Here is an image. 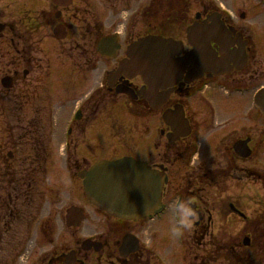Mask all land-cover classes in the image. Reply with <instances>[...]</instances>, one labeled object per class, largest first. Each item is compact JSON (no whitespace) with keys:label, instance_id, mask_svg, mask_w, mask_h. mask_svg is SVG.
I'll use <instances>...</instances> for the list:
<instances>
[{"label":"rangeland","instance_id":"obj_1","mask_svg":"<svg viewBox=\"0 0 264 264\" xmlns=\"http://www.w3.org/2000/svg\"><path fill=\"white\" fill-rule=\"evenodd\" d=\"M188 1L189 2L187 3H189L190 8L188 11H184V13H188V22L192 21L195 11L199 12L201 9L205 8L211 9V4L215 2V0ZM219 1H222L219 2L222 4V7L231 11L233 10L232 14L234 16L233 21L235 28L240 30L244 37L249 41L251 46L250 56L254 58V60H250V63L253 61L251 65L253 66V71L244 70L242 76L228 75L225 77L214 78L211 81L212 90L208 89L210 91L207 90V94H200L199 97L210 96L207 101L210 105H213V111L218 122L229 120L230 124H232L238 121L241 125H244L243 129H238V132L242 130L244 135L249 134V136H253L257 133L260 134V128H255L254 120L257 121L256 126L264 124V122H258L259 120L264 121V118L262 116V118L259 117L257 112L253 111L250 107V96L252 95V92L257 87L264 86L263 1L245 0L246 7L243 18H241V12L234 13V7H237L240 4V0H236L239 3L238 5L234 4L233 6L231 0ZM150 2L151 0H74L68 8L58 9L51 5L50 0H47L45 3L42 0H0V23L8 24L11 28H14L16 30L13 34L14 37L17 36L18 31L22 33L23 30H26L23 28L25 25L29 27H37L36 30L31 33V40L40 42V45L38 46L40 48L38 49V51L40 50V53L38 52L36 56L38 58H40V56L47 58V61L43 58V60L47 62V65L51 62L50 75L48 74L49 68L46 65V76L49 75L50 77L47 76L45 78V72L43 70H38L34 77H30L28 80L32 81V88L36 87V103L33 101L31 107L33 108L34 105H36L35 107H42L46 104L47 110L51 111V116L53 115L50 124L47 122L44 125L46 126V132H49L50 134L49 138L53 140L50 142V147L55 154L52 156V165L48 164L47 166V185H44L41 188L44 190V197H47V205L43 207V215L51 212L45 220L50 227L49 229L54 227L51 235L53 234V231L54 234L51 238V242L48 239H42L40 236L35 239L30 238L27 243L28 247L26 252L20 257V261H16L15 263L12 262V264H28L34 261V258H37L40 254L46 251L51 252L52 255L65 252V249L68 250L75 245V241L76 243L78 241L79 245V243L88 237V234L92 235L94 232L107 231L105 227L98 224L99 220L102 223V221L104 222L108 218L105 217V215L97 213V210L89 205L85 196H83L84 194L80 186V180L75 177L74 182L71 181L69 174L70 170L73 169L72 166H69V171L67 173L69 179L67 178L65 159L57 153L59 152V146L61 148L60 152H62L64 133L70 122L69 116L76 109L75 105L81 103L85 98L86 100H84V103L86 104L87 99L89 98L88 95L92 94L97 89L101 88L104 91L105 87L101 86L105 85V72L114 68L117 61L124 57L122 46L121 52L118 53L116 59L112 62L97 57L95 64L92 61L89 63L90 66H93L94 64L95 69L92 71H89L90 68L88 69L85 67L86 64L83 65L85 61L84 55L80 54L79 51H82L81 47L83 46V39L92 29V22L100 24L103 36L112 34L114 31L121 32L123 34V44L125 46L130 39L132 40L133 37L146 32V28L138 21V14L139 10ZM154 3H158L155 7L162 5L161 9L164 10V14L162 12L159 13V16L162 15V17L173 16V12H177L179 7L183 9L186 8L185 4L181 2L176 5L173 2H168V0H155ZM130 7L133 17L131 20L129 19L130 13L128 12ZM44 8L45 10H43ZM41 10L44 12L43 18L45 25L38 27V24L36 23H39V15L37 13H30L39 12ZM59 11L61 16L56 20L55 14ZM59 22L65 23V26L70 33V37L67 41L60 42L55 40L52 36V29L55 24ZM127 22H129L130 25L126 24ZM90 24L91 27H89ZM165 34L173 35V37L175 36L174 39L185 40L184 30H179L177 25H175L174 28L168 26ZM5 37L9 38L7 35H5ZM15 41H17L16 38ZM2 50L5 51L6 55L2 58L3 67L0 66V73L7 71L8 69L6 67H12L10 64H13L12 59H14L12 54L6 51V48H3ZM70 57L75 58V60L83 66L82 69H79L81 71L75 69L73 71H71V69L68 71L69 66L71 67V65H69L71 63L69 61ZM37 66L40 69V65L37 64ZM227 83L232 86L229 87L231 90L240 87L246 90L226 97L223 91L220 93V90H217L216 88H218V86L221 87V84L226 85ZM41 85L45 86L46 92L41 90ZM49 89H51V92ZM29 93L31 94L32 92L29 91ZM192 97L194 99L188 100L189 105H187L186 109L188 114L203 127L202 137H200L198 141V143H202L206 134L210 132V130L216 128V126L213 125L210 128V126L206 125L207 123L203 114L201 115L198 112L204 108V104L197 99L196 95ZM171 98L176 100L177 98H180L184 100L182 96L177 98L176 96H172ZM115 101L116 103L113 106L112 114L110 113L106 116H99L97 120L93 121L85 129L84 143L77 144L78 146H76L75 149L76 154L87 159H92L95 156L98 160L104 159V157L115 158L124 155H130L136 159L145 160L151 153L150 151L158 139L157 129L160 122L158 121L160 120L158 113L148 112L146 117L140 116V118H136L128 113L125 99L119 97ZM132 111H134V109H132ZM134 112H136V110ZM106 113L107 111L105 110L104 114ZM90 114L92 116V113L87 114L85 110L83 111V116L86 120L89 119L88 116ZM140 114L141 113H139V115ZM85 123L86 121L84 123L81 121L72 126V134H74L75 137L74 141L77 142L78 140H83L80 136ZM232 135L235 136L236 132L232 133ZM0 137H3L2 133H0ZM215 137L216 136L213 135L210 136L206 141V146L212 145ZM158 141L161 146H164V141ZM225 142L226 139L223 140V143ZM86 144L90 151H92V147L97 146L99 150H95L92 153L85 147ZM203 150L204 149L200 147V153L197 157L195 156L192 159L194 161V167L200 170L206 169L208 162L206 160L210 157H203L202 159L201 151ZM0 152L3 151L0 150ZM211 153H213V151H211ZM214 157L216 156L214 155ZM253 161V159H249L244 163L239 162V166L240 168L252 167L253 169L262 167L264 169V149L259 153L257 163L255 164ZM70 162H72V160L68 163ZM214 184H216V186H213L214 188L212 189H208L205 193L208 194L207 199L209 202L221 205V210L232 200H239V196L242 194L241 191L244 190L247 195L243 207L245 208L246 214L253 217L257 214H264V206H255L256 202L264 200V191L261 189V185L254 179L237 181L232 180L231 178L223 183L221 181L218 186L217 183ZM176 185L177 183L173 181L170 187L174 188ZM52 192L57 194L54 199L50 197ZM246 201H250V203ZM69 205L83 208L86 215L85 217H88L87 219H91V217L96 218L98 219V223L95 220H90L84 222L82 227L77 231L66 229L64 222H60L59 218H64L65 210ZM214 220L215 227L220 228V222H217V219ZM150 226L151 228L147 229V235L150 240H154L151 245L157 248L161 255L162 263L183 264L181 254L176 255L171 247L172 236L169 232L174 230H172L169 225L168 228H164L157 222H155V224L152 223ZM129 227L130 225L128 224H122V226L118 227V231L119 229H122V231L119 232L121 233ZM222 227L228 234L236 235L237 233H248V231H250V225H244L234 218L230 219V223L227 225H223L222 223ZM143 235L144 234L142 233V236ZM180 237L181 235L178 234V238ZM145 239L146 237L143 240Z\"/></svg>","mask_w":264,"mask_h":264},{"label":"flooded vegetation","instance_id":"obj_2","mask_svg":"<svg viewBox=\"0 0 264 264\" xmlns=\"http://www.w3.org/2000/svg\"><path fill=\"white\" fill-rule=\"evenodd\" d=\"M73 1L74 0H72V3ZM240 1L238 5V1L231 0L232 6L234 4L238 5L234 7V13L241 12L242 15H245L246 2L245 0ZM211 6V9L205 8L199 11L201 17L204 18L213 12H219V9L215 7L213 3ZM145 11L143 6L140 12L145 13ZM195 13L197 12L195 11ZM221 19L228 27H235L232 22H228L224 14H221ZM63 24L65 25V23ZM89 27H91V24ZM99 27L100 25L98 23L92 22V29L82 41V51H79V53L84 55L85 61L83 65L97 60L98 54L94 42L98 35L97 32H99ZM66 30L67 35L65 41L70 37L67 28ZM5 31L14 34L16 30L10 26L4 25L0 32V50L5 44ZM18 32L20 33V31ZM29 33L31 34L33 32ZM16 37L20 38L21 35L19 34ZM233 39L235 50L237 49V44L235 42V37ZM242 40H246V38L242 36ZM9 44L12 45L13 41H10ZM39 44L40 43L36 41H23L22 44L19 43L16 45L17 47L14 49L15 60H12H14V63L16 62L17 67L9 75L12 78V85L21 82L22 79L27 80V78H29L28 76L32 75L34 77L38 70L37 64H42V58L38 59L35 55L37 53L35 47ZM245 46L247 56L246 63L241 65L236 62L235 65H237V68L233 67L229 75L242 76L244 70H252L253 66L251 65L253 61L250 63V60H254V58L250 56L251 46L249 42ZM21 48L23 53L28 55L27 57L21 55ZM2 57L3 55L0 56V60H2ZM70 62V65L75 68L77 67V69H82L83 67L75 58H70ZM46 64L47 62H43V70H45L44 65ZM21 65L23 66V68H21L23 69L22 71H25L23 75L19 74ZM72 70H74V68H72ZM202 79L203 80L200 82L194 81L192 83L181 80L175 86L174 94L170 97L176 96L177 98L182 96L183 99L185 97L187 98L192 95V92L198 84L206 81L204 77H202ZM130 84L136 89V86L140 85V81L136 78L131 80ZM108 93L112 94V88ZM183 101L184 100L180 98H177V100L171 98L159 111L162 112L177 107V105H181L185 117V128L178 130L160 121L157 129L158 139L150 151L151 153L149 156L145 160L141 159L155 170L159 176L166 177L167 184L163 187L160 198V203L164 205L162 214L160 216H154L151 220L146 222L141 219L137 221H125V223L113 217H109L107 219L109 221H102V223L99 220V224L108 228V231L96 235L93 239V241L97 242L100 246L98 250L95 251L89 248V250L83 253L81 250L82 248L78 245V241L77 243L75 241V245L68 250L65 249V252L52 255L51 252L46 251L28 264H92L91 262L95 264H160L161 255L157 248L151 245L154 240H150L147 235V229L151 228L150 225H152V223L155 224V222L160 223L164 228H168L169 225L172 230H174L169 232L172 236L171 247L176 255L181 254L183 264H264V243H260V240H264V233L261 232L260 228L262 227V223H264V214H257L254 217L246 214L245 208L243 207L247 195L244 190L241 191L242 194L239 196V200H232L227 203L222 210L220 209L221 205L209 202L207 199L208 194L205 193L208 189H212L214 188L213 186H216L214 183H217L218 186L221 181L223 183L231 178L237 181L242 180L244 172L247 170L240 168L239 162L244 163L248 159H253V163H257L259 153H261L263 150L262 148H264V124L256 126L257 121L254 120L255 128H260V134L257 133L253 136H249V134L244 135L242 130L238 132V129H243L244 125H241L238 121L232 124H230L229 120L218 122L213 107L204 105V108L198 112L201 115L203 114L207 123L206 125L210 126V128L215 125L216 128L210 130V132L206 134L202 143H198L200 137H202L203 127L188 114L186 109L187 104L183 103ZM143 107L147 109V103L143 102ZM36 116L35 111V117ZM258 116L261 117L260 114H258ZM19 117H17L18 124L16 127L18 130L31 129L36 122V120L25 122ZM258 122L263 123L264 121L259 120ZM39 127H41V125ZM235 132L236 135L233 136L232 133ZM212 135L216 136L214 138V143L210 146H206L207 139ZM39 139L42 140L41 137ZM224 139H226L225 143H223ZM33 140L35 141V137H33ZM44 140L47 142L46 138H44ZM158 140L164 141V146H161ZM28 141H30V139ZM238 144H240V148L237 151L235 147ZM200 147L204 149L201 151L202 159L203 157L207 158L210 156L206 160L208 162L205 170L195 168L194 161L192 160L200 153ZM196 148L199 150L194 154V152L197 151L195 150ZM211 151H213V153H211ZM46 155L40 156V165L43 167L42 169H44L49 156H51V154H48L46 158ZM214 155L216 157H214ZM70 156L75 160L72 163L74 168L70 170L69 174L71 181L74 182V178L78 177V171L82 169L83 166L89 165L90 162L95 161L96 157L94 156L92 159L80 158L81 168L79 169L80 163L77 162L76 156H78V154H76V151L72 152ZM11 157L13 156L11 155ZM41 157H44V159L42 160ZM28 158L29 160L24 158L23 161H28L29 166L34 167V158H32V156ZM17 159L18 158L13 159L12 165L17 162ZM8 161H10V159ZM255 169L257 172L252 170L249 171V173L254 175L256 181L260 183L261 189L264 191V169L262 167ZM68 171L69 169L67 173ZM8 173L12 174V171L3 168V164H0V264H12V262L15 263L16 261H20V256H17L18 251L22 247L24 239L27 237L28 229L32 221L35 222L36 225L35 228H32L33 233L30 238L35 239L40 236L42 239H48L51 242V229H49L50 227L45 220L51 212L46 213L40 219L36 217L37 192L35 193L34 191L36 185L34 184V186H32L31 179L27 180V174H25L23 175V177L26 178L24 181L27 180V183L29 181L28 188L34 191V194L20 193L16 190L14 185L11 184L13 180L8 179ZM173 181L176 182L177 185L171 188L170 186ZM248 203H250V201ZM255 206H264V200L256 202ZM232 218L239 220V222L244 225H259V227H257V232L253 233L248 231V233H237L236 235L228 234L224 231L222 223L223 225H227ZM214 219L220 222V228L215 227ZM122 224H128L130 227L119 233L122 229L118 231V227L122 226ZM177 228L183 232L182 243L177 242L179 234ZM141 232L144 234L143 236ZM126 234L134 235L137 240H125L123 245L127 244V253L125 257H121L118 254V247L122 244L123 235ZM142 237H146V239L143 240L144 238ZM27 243L22 253L26 252L28 247ZM69 252H71V254H68Z\"/></svg>","mask_w":264,"mask_h":264},{"label":"water","instance_id":"obj_3","mask_svg":"<svg viewBox=\"0 0 264 264\" xmlns=\"http://www.w3.org/2000/svg\"><path fill=\"white\" fill-rule=\"evenodd\" d=\"M52 2L57 6H67L71 0H52ZM211 21L212 25L209 27L195 25L187 30L188 43L193 50L183 58H175L181 53L180 43L152 36L133 41L127 48V59L120 62L117 71L112 73L110 85L115 83L120 76L132 78L142 75L148 91L142 88L137 91L138 94L146 97L150 104L160 105L171 90L160 94L157 93V90L164 91V89L173 86L179 81L187 65H192L193 69L188 72L186 79H196L205 71H213L214 74L227 71V67L221 68L219 71L214 68L218 67L220 63L209 43L213 41L225 46L229 43L226 41L227 34L222 23L218 21L217 17H212ZM53 35L60 39L65 38L66 32L62 25L54 29ZM225 46H221L222 50L225 49ZM117 49L118 45L110 38L101 40L98 46V51L101 54L111 57ZM220 60L227 61L226 57ZM2 84L4 87H10V79L3 78ZM116 93L130 95L132 90H129L126 85H121L116 88ZM255 104L264 113V89L256 95ZM77 117L79 116L77 115ZM181 118L182 115L177 110V112L167 114L166 122L176 126L181 122ZM180 125L183 128L182 123ZM235 148L238 151L240 144ZM80 176L85 177L83 186L90 203L112 216L123 219H138L147 212H152L163 181L154 172L149 171L144 163L134 162L130 158L95 164L87 173Z\"/></svg>","mask_w":264,"mask_h":264},{"label":"trees","instance_id":"obj_4","mask_svg":"<svg viewBox=\"0 0 264 264\" xmlns=\"http://www.w3.org/2000/svg\"><path fill=\"white\" fill-rule=\"evenodd\" d=\"M15 97H13V96L10 97V102L13 103L14 106L16 105V103L18 101L17 98H15ZM35 148L39 150L40 149V145H36Z\"/></svg>","mask_w":264,"mask_h":264}]
</instances>
